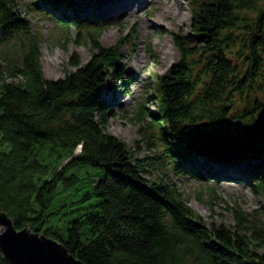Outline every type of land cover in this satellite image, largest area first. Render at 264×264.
<instances>
[{"label": "trees", "instance_id": "16d2710c", "mask_svg": "<svg viewBox=\"0 0 264 264\" xmlns=\"http://www.w3.org/2000/svg\"><path fill=\"white\" fill-rule=\"evenodd\" d=\"M17 1L0 0V210L15 227L58 240L85 264H264L261 216L235 210L233 225L207 223L166 177L153 174L169 165L200 177L203 156L224 166L264 158V5L192 0L191 32L173 33L180 59L153 74L158 111H139L140 136L152 141L156 130V157L166 159L155 168L108 131L113 114L100 90L122 79L121 41L103 46L100 22L87 32L90 59L72 56L73 70L47 78L39 34ZM59 1L32 4L65 30L88 26L78 10L55 13ZM246 10L256 11L254 20ZM237 43L244 67L229 55ZM255 166L247 177L264 195V173ZM0 264H10L1 253Z\"/></svg>", "mask_w": 264, "mask_h": 264}, {"label": "rangeland", "instance_id": "374dc122", "mask_svg": "<svg viewBox=\"0 0 264 264\" xmlns=\"http://www.w3.org/2000/svg\"><path fill=\"white\" fill-rule=\"evenodd\" d=\"M32 1L18 0L17 8L31 23L34 34H39L41 65L47 78L57 79L63 77L65 71L73 70L74 67L69 64L72 56H76L81 64L90 59L92 47L87 32L93 30L96 24H105L101 28L96 27V36L103 46L110 47L121 41L119 51L122 79L119 81L111 78L100 90L101 98L113 114L108 123V131L123 140L136 156L147 158L155 164V168L159 162L166 161L156 157L162 152L156 130H153L152 141L140 136L139 111L141 106L146 111H158L153 74L167 73L180 59L181 54L174 42L173 33L191 32L192 0H139L141 7L137 10L132 6V0H73L72 6L67 5L70 0H60L55 13L78 10L83 22L88 24L82 30L73 23L65 30L52 14L35 10ZM123 4L125 8H122ZM258 5H264V0H259ZM115 8L121 12L114 11L115 14H111ZM244 13L248 19L254 20L256 11L246 10ZM7 51L12 54L9 49ZM243 53L246 52H242L238 43L229 53L240 67L245 66ZM255 93L263 99L260 90ZM263 116L264 107L258 118L262 120ZM245 130L248 129L241 128L234 139H239ZM239 152L241 150L237 149L231 154L237 155ZM199 160H206L207 163V167L201 169L200 177L175 173L169 165L166 167L169 170L165 169L167 173H164L162 166L161 171L156 168L153 174L166 177L207 223L233 225L235 210L251 217L261 216L264 220V195L254 189L247 177L248 171L257 164L264 173V158H248L244 162L225 166L217 162L216 158L203 156ZM208 170L220 173L208 174Z\"/></svg>", "mask_w": 264, "mask_h": 264}, {"label": "water", "instance_id": "95a60500", "mask_svg": "<svg viewBox=\"0 0 264 264\" xmlns=\"http://www.w3.org/2000/svg\"><path fill=\"white\" fill-rule=\"evenodd\" d=\"M0 253L10 264H85L58 240L30 228L17 229L0 210Z\"/></svg>", "mask_w": 264, "mask_h": 264}, {"label": "bare ground", "instance_id": "6f19581e", "mask_svg": "<svg viewBox=\"0 0 264 264\" xmlns=\"http://www.w3.org/2000/svg\"><path fill=\"white\" fill-rule=\"evenodd\" d=\"M134 1V3L132 4V6L137 10V8H140L141 6H140V4H141V2H139V0H132V2ZM139 2V3H138ZM124 5V4H123ZM115 7H117V8H119L120 6L119 5H116ZM111 8V7H110ZM117 8H115V9H112L113 11L111 12V14H115V13H118V12H121L120 10H118ZM122 8H125V5H124V7H122ZM165 9V8H164ZM115 11V13H113ZM64 14V13H63Z\"/></svg>", "mask_w": 264, "mask_h": 264}]
</instances>
